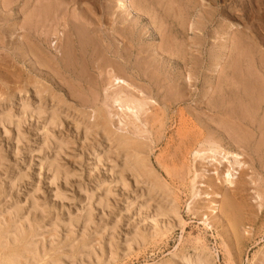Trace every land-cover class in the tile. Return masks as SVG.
Here are the masks:
<instances>
[{
  "label": "rangeland",
  "instance_id": "374dc122",
  "mask_svg": "<svg viewBox=\"0 0 264 264\" xmlns=\"http://www.w3.org/2000/svg\"><path fill=\"white\" fill-rule=\"evenodd\" d=\"M114 75L129 81L123 95L154 101L149 124L112 107ZM221 105L230 122L243 117V141ZM4 113L0 264H188L196 251L215 264H264V0H0ZM199 134L208 141L188 147ZM215 145L244 155L236 187L246 181L249 194L228 197L238 226L205 197L219 205L215 194L236 188L222 176L214 190L196 184L194 152ZM168 215L184 224L164 234Z\"/></svg>",
  "mask_w": 264,
  "mask_h": 264
},
{
  "label": "bare ground",
  "instance_id": "6f19581e",
  "mask_svg": "<svg viewBox=\"0 0 264 264\" xmlns=\"http://www.w3.org/2000/svg\"><path fill=\"white\" fill-rule=\"evenodd\" d=\"M11 1V0H10ZM137 1V0H136ZM52 4V3H51ZM56 4V3H55ZM120 5H121V7L123 6V7H125L126 5L124 4V3H119ZM128 4H130V3H128ZM119 5V6H120ZM133 5V4H132ZM144 5V4H143ZM128 7V6H127ZM127 7H125V8H127ZM129 7H130V5H129ZM132 8V7H131ZM137 8V7H136ZM135 9V7L133 8V10ZM5 10V9H4ZM132 10V9H131ZM136 11V10H135ZM39 12V11H38ZM46 12V11H45ZM48 13V12H47ZM136 13V12H135ZM48 16V15H47ZM78 18V17H77ZM41 19V18H40ZM90 19V18H89ZM39 20V19H38ZM66 20V19H65ZM123 20V19H122ZM121 20V21H122ZM133 20V19H132ZM131 20V21H132ZM46 21V20H45ZM130 21V20H129ZM135 21V20H134ZM44 22V21H43ZM49 22V21H48ZM80 23V22H79ZM125 23V22H124ZM129 23V22H128ZM131 23V22H130ZM135 23V22H134ZM140 23V22H139ZM78 24V23H77ZM65 25H67V24H65ZM27 27V26H26ZM82 27V26H81ZM84 27V26H83ZM89 27V26H88ZM86 28V27H85ZM38 29H39V27H38ZM73 29H75V28H73ZM79 29H80V27H79ZM86 29H88V28H86ZM86 29H83V30H86ZM113 29V28H112ZM134 29V28H133ZM34 30V29H33ZM33 30H31V31H33ZM89 30V29H88ZM142 30V29H141ZM80 31L82 32V28L80 29ZM155 31V30H154ZM30 32V31H29ZM115 32V31H114ZM114 32H112L113 34L111 35L110 33L108 34H105L107 37H113V38H118V36H116L115 34H114ZM133 32V31H132ZM140 32V31H139ZM74 33H75V35H76V32H75V30H74ZM83 33H85V31H83ZM87 33H89V31H87ZM68 34V33H67ZM86 34V33H85ZM94 34V33H93ZM45 35V34H44ZM64 35V34H63ZM71 35V34H70ZM89 35V34H88ZM41 36V35H40ZM60 36V35H59ZM69 36V35H68ZM77 36V35H76ZM92 36V35H91ZM91 36H89V37H91ZM103 36L104 35H98V37L100 38V39H103ZM163 36V35H162ZM70 37V36H69ZM78 37H80L79 35H78ZM87 37V36H86ZM88 37V38H89ZM94 37H96L97 38V36H93V38ZM44 38H47V37H44ZM92 38V37H91ZM90 38V39H91ZM42 39V38H41ZM50 39V38H49ZM95 39V38H94ZM94 39H91V40H94ZM110 39H112V38H110ZM76 40H77V37H76ZM80 40V39H79ZM81 40H83V39H81ZM81 40H80V42H81ZM96 40H99V39H95V42L94 41H91L92 42V45L95 43V44H97V42H99V41H101V40H99V41H96ZM112 40H115V39H112ZM90 41V40H89ZM89 41H87L86 40V42H89ZM45 42V41H44ZM50 42V41H49ZM66 42V41H65ZM69 42V41H68ZM164 42V41H163ZM82 43V42H81ZM84 43H85V41H84ZM83 43V44H84ZM101 43V42H100ZM69 44L70 43H68V46H69ZM82 44V45H83ZM86 44V43H85ZM48 45H51V44H48ZM74 45V44H73ZM89 45V44H88ZM91 45V44H90ZM52 46V45H51ZM74 46H76V45H74ZM84 46V45H83ZM115 46V45H114ZM163 46V45H162ZM32 47V46H31ZM92 47L93 46H91V49H92ZM171 47V46H170ZM71 48V47H70ZM69 47H68V49H70ZM73 48V47H72ZM71 48V49H72ZM94 48H96L95 46H94ZM28 49V48H27ZM83 48H81V50H82ZM85 49V48H84ZM84 49H83V51H84ZM121 49V48H120ZM29 50V49H28ZM96 50H97V52H98V48H96ZM138 50V49H137ZM152 50V49H151ZM163 50V49H162ZM69 51V50H68ZM76 51V50H75ZM75 51H73L74 53H76ZM93 51V50H92ZM91 51V52H92ZM144 51V50H143ZM164 51V50H163ZM73 52H69V53H73ZM80 52V51H79ZM84 52H86V51H84ZM95 52V51H94ZM96 52V54H98V55H96L97 57H99L100 58V55H99V53H97ZM102 52V51H101ZM150 52V51H149ZM155 52V51H154ZM153 52V53H154ZM166 52V51H165ZM104 54H105V52H103ZM119 52H117V54H118ZM47 54V53H46ZM66 54V53H65ZM80 54V53H79ZM85 54V53H84ZM93 54V53H92ZM101 54V53H100ZM107 54V53H106ZM68 55V54H67ZM76 55V54H75ZM74 55V56H75ZM86 55V54H85ZM95 55H93L94 57H95ZM103 55V54H102ZM102 55H101V57H102ZM72 56V55H71ZM87 56V55H86ZM104 56H106V55H103V58H106V57H104ZM56 57V56H55ZM61 57L62 56H60V59H61ZM108 57V56H107ZM116 57H117V55H116ZM48 58V57H47ZM50 58V57H49ZM81 58H83V57H81ZM90 58V57H89ZM103 58H101L102 60H103ZM109 58V57H108ZM118 58V57H117ZM46 59V58H45ZM59 59V60H60ZM66 59V58H65ZM75 59V58H74ZM77 59V58H76ZM83 59H85V58H83ZM83 59H80V60H82V62H84L83 61ZM96 59L97 58H95L94 60L96 61ZM101 59H99L100 61H102ZM107 59V58H106ZM105 59V61L103 60L102 62H105L106 63V61H108V59L106 60ZM149 60H150V58H148ZM171 59V58H170ZM26 60V59H25ZM50 60V59H49ZM92 60V59H91ZM98 60V59H97ZM98 60V61H99ZM112 60V59H111ZM157 60V59H156ZM62 61V60H61ZM71 61V63H73L72 62V60H70ZM69 61V62H70ZM97 61V62H98ZM113 61H115V60H113ZM119 61V60H118ZM115 61L117 64L115 65V66H117L118 65V63H121V61ZM161 61V60H160ZM164 61V60H163ZM52 62H53V60H52ZM64 62V61H63ZM75 62H76V60H75ZM80 62V61H79ZM78 62V63H79ZM93 62V61H92ZM92 62H90V63H92ZM97 62H96V64H97ZM109 63L111 62L110 61V58H109V61H108ZM115 62H111L110 63V65L113 63V66H114V63ZM57 63V62H56ZM77 63V62H76ZM81 63V62H80ZM153 63V62H152ZM162 63V62H161ZM65 64V63H64ZM83 64V63H82ZM99 64V63H98ZM103 64V63H102ZM122 64V63H121ZM160 64V63H159ZM68 64L66 63V66H67ZM73 65V64H72ZM109 65V64H108ZM138 65V64H137ZM155 65V64H154ZM64 66V65H63ZM65 66V67H66ZM100 66V65H99ZM99 66H97V67H99ZM107 66V65H106ZM112 66V65H111ZM115 66H114V68H115ZM60 67V66H59ZM84 67V66H83ZM94 66H92V68H93ZM96 67V68H97ZM104 67V66H103ZM118 67L120 68V65H118ZM117 67V68H118ZM122 68H123V66H121ZM72 68H74V67H72ZM85 68V67H84ZM91 68V67H90ZM107 68V67H106ZM111 68H113V67H111ZM118 68V69H119ZM121 68V69H122ZM125 68V67H124ZM81 69V68H80ZM86 69V68H85ZM85 69H84V71H85ZM110 69V68H109ZM109 69H107V70H109ZM117 69V70H118ZM67 70V69H66ZM74 70V69H73ZM82 70V69H81ZM87 70V69H86ZM96 70H98V69H96ZM101 70V69H100ZM113 70V69H112ZM115 70V69H114ZM113 70V71H114ZM116 70V71H117ZM124 70V69H123ZM141 70V69H140ZM139 70V71H140ZM71 71V70H70ZM105 71V70H104ZM103 71V72H104ZM77 72V71H76ZM89 72V71H88ZM91 72V71H90ZM89 72V73H90ZM99 72V71H98ZM80 73V72H79ZM83 73V72H82ZM101 73H102V71H101ZM108 73V72H107ZM110 73V72H109ZM117 73V72H116ZM150 73V72H149ZM71 74H72V71H71ZM78 74V73H77ZM104 74V73H103ZM106 74V73H105ZM113 74V73H112ZM119 74V73H118ZM142 74V73H141ZM99 75H100V73H99ZM109 75V74H108ZM124 75V74H123ZM90 76V75H89ZM94 76V75H93ZM106 76V75H105ZM112 76V75H111ZM111 76H109L108 78L109 79H111L112 80V83H111V85L112 86H115V88H116V86H117V88H122V89H120V91L121 90H123V88H125V87H129L130 86V84L128 83L129 81H126V79H124L123 77H119V76H116V75H114L112 78H110ZM153 76V75H152ZM95 77V76H94ZM181 77V76H180ZM179 77V78H180ZM78 78V77H77ZM108 79V81H109V83H110V80ZM82 80V79H81ZM86 80V79H85ZM88 80V79H87ZM93 80V79H92ZM158 80H160V79H158ZM167 80V79H166ZM179 80V79H178ZM185 81V80H184ZM246 81V80H245ZM99 82V81H98ZM101 82V81H100ZM142 82V81H141ZM163 82V81H162ZM166 82V81H165ZM176 82V81H175ZM250 82V81H249ZM87 83H88V81H87ZM94 83V82H93ZM154 84V83H153ZM177 84V83H176ZM110 85V84H109ZM166 85V84H165ZM182 85V84H181ZM191 85V84H190ZM245 85V84H244ZM132 86V85H131ZM180 86V85H179ZM183 86V85H182ZM247 86H248V83H247ZM149 87V86H148ZM181 87V86H180ZM188 87V86H187ZM114 88V87H113ZM112 88V89H113ZM130 88V87H129ZM129 88H127V89H129ZM182 88V87H181ZM46 89V88H45ZM88 89H90V88H88ZM107 89V88H106ZM110 89H111V87H110ZM126 89V88H125ZM127 89H126V91H127ZM131 89H132V87H131ZM136 89V88H135ZM174 89V88H173ZM104 90V89H103ZM108 90V89H107ZM107 90H106V92H107ZM188 90V89H187ZM47 91V90H46ZM98 91V90H97ZM105 91V90H104ZM112 91H114V90H112ZM116 91V90H115ZM115 91H114V93H115ZM120 91H119V93H120ZM149 91H150V89H149ZM42 92H44V90L42 91ZM122 92L123 91H121V94H122ZM138 92V91H137ZM139 92H141V90H139ZM188 92V91H187ZM38 93V92H37ZM118 93V92H117ZM117 93H116V96H112V99H113V106L112 107H114V106H116V109H117V107H118V110H120L121 111V113L123 114H126V115H133L134 117H135V119H139V121L140 120H142V115H144V120H145V122H148L147 124H149L150 123V121H149V119L152 121V119L153 118H151V117H153V116H151L150 117V113H152V112H149V109H150V103H152V102H154V101H152V100H149V98H148V96H146V94H144V93H140V95L139 96H136V95H131L129 92V94L127 93L126 94V92L124 93V95L122 94H118L117 95ZM107 94V93H106ZM188 94V93H187ZM114 95V94H113ZM160 95V94H159ZM166 95V94H165ZM171 95V94H170ZM247 95V94H246ZM39 96H40V94H39ZM176 96V95H175ZM190 96V95H189ZM150 97V96H149ZM244 97V96H243ZM247 97V96H246ZM166 98H167V95H166ZM169 98V97H168ZM224 98H225V96H224ZM108 99V98H107ZM106 99V101H108ZM150 99H151V97H150ZM194 99V98H193ZM249 99V98H248ZM163 101V100H162ZM182 101V100H181ZM186 101V100H185ZM196 101V100H195ZM195 101H194V103H195ZM215 101V100H214ZM245 101V100H244ZM180 102V101H179ZM166 103V102H165ZM169 103V102H168ZM229 103V102H228ZM244 103V102H243ZM203 104V103H202ZM225 104V103H224ZM112 105V104H111ZM226 105V104H225ZM222 106V105H221ZM240 106V105H239ZM101 108V107H100ZM38 109H39V107H38ZM42 109V108H41ZM40 109V110H41ZM237 109V108H236ZM209 110L211 111V112H213V110H215V109H213V107H211V108H209ZM229 109H226L224 106H222L220 109H218L217 111H215L217 114H223V116H225V119L223 120V118H222V120H223V122L222 123H228L229 124V122H230V119H231V116L230 117H228L227 115H228V111ZM244 110V109H243ZM44 111V110H43ZM43 111H42V114H43ZM99 111V110H98ZM240 111V110H239ZM242 111V110H241ZM45 112V111H44ZM97 112V111H96ZM104 112V111H103ZM53 113H54V111H53ZM107 113V112H106ZM118 113H120V112H118ZM120 113V114H121ZM128 113V114H127ZM245 113V112H244ZM5 114V113H4ZM2 114V117H0V122L1 123H8V124H11V115H9V113L8 114ZM39 114H41V113H39ZM155 114V113H154ZM157 114V113H156ZM239 114V113H238ZM52 115V114H51ZM57 115V114H56ZM103 115H105V114H103ZM244 115V114H243ZM242 115V116H243ZM54 116H55V114H54ZM132 116V117H133ZM234 116V115H233ZM92 117V116H91ZM118 117V116H117ZM122 117V116H121ZM142 117V118H141ZM236 117V116H235ZM55 118H56V116H55ZM103 118V117H102ZM125 118V117H124ZM129 118V117H128ZM243 118V117H242ZM241 118V116L240 117H238V122H237V119L235 120L234 119V122H230V123H233L234 125L233 126H235V131H236V133H237V135H238V141H243L242 139H243V137H242V133H241V122H243V119ZM244 118H246V117H244ZM57 119V118H56ZM55 119V120H56ZM99 119H100V117H99ZM107 119V118H106ZM120 119V118H119ZM241 119V120H240ZM53 120V119H52ZM98 120V119H97ZM101 120V119H100ZM103 120H104V118H103ZM143 120V121H144ZM105 121V120H104ZM109 121V120H108ZM119 121H122V120H119ZM138 121V120H137ZM211 121H212V119H211ZM241 121V122H240ZM98 122V121H97ZM103 122V121H102ZM111 122V121H110ZM135 122V121H134ZM53 123V122H52ZM54 123H56V122H54ZM53 123V124H54ZM99 123V122H98ZM122 123V122H121ZM143 123V122H142ZM221 123V124H222ZM50 124H51V120H50ZM100 124V123H99ZM146 124V123H145ZM144 124V125H145ZM250 125H252L251 123H249ZM107 125H109V124H107ZM126 125V124H125ZM143 125V124H142ZM230 125H232V124H230ZM247 125V124H246ZM99 126V125H98ZM146 126V125H145ZM148 126V125H147ZM224 126V125H223ZM11 127V126H10ZM221 127V126H220ZM247 127V126H246ZM18 128V127H17ZM20 128V127H19ZM19 128H18V130H19ZM147 128V127H146ZM227 128V127H226ZM149 130V129H148ZM20 132V131H19ZM221 134H223V132L222 131H219ZM138 134V133H137ZM234 134V133H233ZM236 136V135H235ZM119 138H121V135L120 136H118ZM232 137H233V135H232ZM181 138H182V136H181ZM132 139V138H131ZM187 140H186V142L185 143H187L189 146L188 147H191V145L192 144H201L202 145V143H204L205 141H208L202 134H199V135H195V136H188L187 138H186ZM223 139V138H222ZM234 139V138H233ZM125 139H123V141H124ZM127 140V139H126ZM125 140V141H126ZM129 140L130 139H128L126 142H129ZM232 140V139H231ZM121 141V140H120ZM125 141L123 142V143H125ZM130 142H132V140H130ZM235 142V141H234ZM237 142V141H236ZM120 143V142H119ZM181 143V142H180ZM230 143V142H229ZM228 143V144H229ZM118 144V143H117ZM120 144H122V143H120ZM126 144V143H125ZM210 144V143H209ZM236 144H238V145H236V146H238V148H240L241 147V145H240V143H236ZM127 145V144H126ZM130 146H131V144H129ZM200 145V146H201ZM119 146V145H118ZM122 146H124L123 144H122ZM138 146V145H137ZM204 146V145H203ZM228 146V145H227ZM196 147V146H195ZM235 147V146H234ZM122 148V147H121ZM126 148V147H125ZM133 148H135L134 146H133ZM138 148V147H137ZM204 148H205V146H204ZM220 148V146L219 145H215L214 147H212V148H207L206 149V152L205 151H196L195 150V152H194V157H193V159H194V161H195V163L197 164V166H199V165H201V167H202V169L200 170V171H202L200 174L198 173V168H196V174H195V176H196V178H197V182H196V184L199 182V180H198V178L200 179V178H204L205 180L203 181L204 183H208V186H211L212 187V190H214V189H216V188H218L215 184H216V178H220L221 176H222V178L224 179V181H226V182H228L229 184H231V188H236L235 189V191H228V193H226V195H220V194H215V196L216 197H221V199L223 200L222 202V204H217L216 203V201L215 200H212V194H210V193H207V194H205V197H207V198H209V200L211 201V207L213 208L212 210L214 211V210H216L217 208H219V211L221 212V214H222V217L226 220V221H231L232 222V224H233V226H238L239 224H237V219H235V218H232V210L234 209V207H233V205H234V203H233V201H231V200H228V197L229 196H232V197H235L236 199L239 197V198H245V197H247V195L249 194L248 193V186H247V182L246 181H243V183H245L244 184V186L243 187H241V188H239V187H236V183H237V179H240L243 175H244V172H245V170H244V166H245V163L243 162V158H244V155L241 153V152H238V153H236V154H231L233 151H231V153L229 152V151H223V149L221 150V149H219ZM124 149V148H123ZM128 149H131V148H129V146H128ZM127 148H126V150H128ZM140 149V148H139ZM196 149H198V148H196ZM137 150V149H136ZM203 150V149H202ZM205 150V149H204ZM129 151H131V153H132V151L133 150H129ZM135 151V150H134ZM139 151H141V150H139ZM144 151V150H143ZM125 152V151H124ZM188 152V151H187ZM191 152V151H190ZM193 152V151H192ZM191 152V153H192ZM126 153V152H125ZM130 153V154H131ZM235 153V152H234ZM127 154V153H126ZM142 154V153H141ZM189 154V153H188ZM132 155V154H131ZM133 155H134V153H133ZM139 155V154H138ZM137 155V156H138ZM131 157H133V156H131ZM141 157V156H140ZM137 158V157H136ZM138 158H139V156H138ZM137 158V159H138ZM130 159V158H129ZM133 160L135 159V158H132ZM139 159H141V158H139ZM192 159V160H193ZM257 159V158H256ZM255 159V160H256ZM126 160V159H125ZM145 160V159H144ZM143 160V158H142V160H138L137 162H135L136 160H134L133 162H135L137 165L140 163V165H141V168L144 166V165H142L141 163L144 161ZM258 160V159H257ZM128 161V160H127ZM253 161V160H252ZM257 162V161H256ZM134 163V164H135ZM254 163V162H253ZM129 164V163H128ZM143 164H144V162H143ZM145 164H146V162H145ZM127 165V164H126ZM139 165V166H140ZM150 165V164H149ZM149 165H147L146 164V166L147 167H149ZM128 166V165H127ZM137 167V166H136ZM207 167H211V169H207ZM145 168V167H144ZM138 169V168H137ZM150 168H148V170H149ZM231 169L233 170V171H235V173L233 172V171H231ZM143 171H144V169H142ZM123 171H125V170H123ZM122 171V172H123ZM150 171V170H149ZM148 171V172H149ZM213 171V172H212ZM58 172V171H57ZM212 172V173H211ZM125 173V172H124ZM134 174H135V172H133ZM141 173V172H140ZM140 173H138V174H140ZM142 173H144V172H142ZM58 174H59V172H58ZM57 174V175H58ZM133 174V175H134ZM137 174V173H136ZM123 175V174H122ZM121 175V176H122ZM141 175V174H140ZM152 175V174H151ZM214 175L215 176H217V177H214ZM120 176V177H121ZM124 176V175H123ZM139 176V175H138ZM156 176V175H155ZM142 177V176H141ZM134 178V177H133ZM235 178H236V180H235ZM140 179V178H139ZM157 179V178H156ZM155 179V180H156ZM154 180V181H155ZM210 180H214L215 182H211ZM247 180V179H246ZM121 181H122V178H121ZM123 181H125V179L123 180ZM141 181V180H140ZM126 182H127V180H126ZM125 182V183H126ZM137 182V181H136ZM157 182V181H156ZM124 183V182H123ZM154 184H156V183H154ZM158 184V183H157ZM1 185V184H0ZM124 185V184H123ZM243 185V184H242ZM124 186H126V185H124ZM156 186V185H155ZM158 186V185H157ZM165 186V185H164ZM194 186V185H193ZM259 186V185H258ZM154 187V186H153ZM167 187V186H166ZM0 189H1V187H0ZM153 189V188H152ZM155 189V188H154ZM161 190V189H160ZM159 190V191H160ZM164 190V189H163ZM167 190V189H166ZM157 191V190H156ZM202 191V190H201ZM153 192V191H152ZM196 193H194L195 194V196H193V197H197V199L198 198H202V193H200V192H198V190L197 191H195ZM230 192V193H229ZM230 194V195H229ZM232 194V195H231ZM163 196V195H162ZM259 197V196H258ZM234 199V198H233ZM37 203V202H36ZM34 204H35V202H34ZM33 204V205H34ZM38 205V204H37ZM37 205H35V206H37ZM174 205V204H173ZM34 206V207H35ZM39 207V206H38ZM172 207V206H171ZM20 208V207H19ZM21 208H22V206H21ZM21 208H20V210H21ZM16 209V208H15ZM18 209V208H17ZM16 209V210H17ZM23 209V208H22ZM236 209V208H235ZM20 210H18V211H20ZM172 210V209H171ZM173 211V210H172ZM175 211H178L177 210V207L175 208ZM234 211V210H233ZM45 212V211H44ZM46 212H47V210H46ZM171 212V211H170ZM219 212V213H220ZM42 213H43V211H42ZM172 213V212H171ZM175 213V212H174ZM214 214L215 213H217V211L216 212H213ZM41 214V213H40ZM173 214V213H172ZM171 214V215H172ZM177 216H178V212H176L175 213ZM252 214V213H251ZM44 215V214H43ZM91 215V214H90ZM45 216H46V214H45ZM170 215H168L167 216V218L169 217ZM172 216H174V214L172 215ZM177 216H175V217H177ZM91 217V216H90ZM174 217V218H175ZM174 218H168L167 220H165L164 222H165V230H164V234H167V233H170L171 231H173V229L175 228V227H179V226H182V224H184V221L181 219V218H177V219H174ZM90 219V218H89ZM206 219H208V217H206ZM228 223V222H227ZM238 223H240V222H238ZM18 228H19V226H17ZM6 230V229H5ZM136 235L133 237L134 238V241L137 243L139 240V238L137 237V232L135 233ZM3 235V234H2ZM141 238V237H140ZM12 239V238H11ZM144 240V239H143ZM1 243V242H0ZM5 243V242H4ZM183 258V257H182ZM210 258V259H209ZM14 259V258H13ZM184 259V261L186 262V263H188V264H215V262H213L214 260H212V258L210 257V255H208V256H206L205 255V257H204V255H202L201 254V251H196L195 253H194V255H190V256H186L185 258H183ZM11 261V260H10ZM13 262V261H12ZM14 264V263H13Z\"/></svg>",
  "mask_w": 264,
  "mask_h": 264
}]
</instances>
